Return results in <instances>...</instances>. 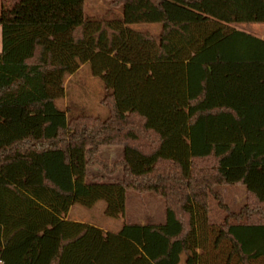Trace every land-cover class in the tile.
I'll list each match as a JSON object with an SVG mask.
<instances>
[{"label":"trees","instance_id":"1","mask_svg":"<svg viewBox=\"0 0 264 264\" xmlns=\"http://www.w3.org/2000/svg\"><path fill=\"white\" fill-rule=\"evenodd\" d=\"M98 1L92 18L85 0H0V264H264V40L235 27L264 24V0ZM86 65L104 118L59 107ZM129 192L164 200L165 224L67 219L104 202L123 220Z\"/></svg>","mask_w":264,"mask_h":264},{"label":"rangeland","instance_id":"2","mask_svg":"<svg viewBox=\"0 0 264 264\" xmlns=\"http://www.w3.org/2000/svg\"><path fill=\"white\" fill-rule=\"evenodd\" d=\"M108 6L103 1L98 0H85V12L86 16L92 18L103 17L107 14ZM154 33H158L160 30L159 25L148 26ZM236 29L249 32L257 38L264 40V24H251V25H238ZM2 50V34L0 32V52ZM160 85H163L161 89H166L169 86L168 81H159ZM160 89V90H161ZM162 90V91H163ZM65 97L59 102V107L65 110L73 109L74 113L85 111L93 116L106 117L107 110L101 105V100L105 95L104 85L101 79L95 77L92 74L91 66L86 65L75 76L70 77L65 84ZM124 151V154L119 152H112V157L105 158V161H109L111 165L120 159L125 157V149L119 148ZM111 155L110 153L107 154ZM102 171V170H101ZM93 169L91 170V180L95 181L96 178L105 177L107 180H113L115 178H121L122 173L119 171L115 176H108L103 171ZM104 173V174H103ZM105 175V176H104ZM238 191H234V189ZM231 189V190H230ZM225 195L226 203L233 207L235 210H239L245 201V188L244 187H231L221 190ZM153 194L139 195L135 192H129L126 201V215L123 220H116L108 218L105 215V203L100 202L93 209H85L79 205L74 206V213H81L83 220L90 224L107 229L109 232H118L122 224L139 223L140 225H148L150 223L151 213L156 209V203H153V199L164 200L156 197ZM242 201V205L240 204ZM165 203V202H164ZM153 208V211L151 210ZM158 209V208H157ZM152 211V212H151ZM77 214V213H76ZM180 264H185V259H182Z\"/></svg>","mask_w":264,"mask_h":264},{"label":"crops","instance_id":"3","mask_svg":"<svg viewBox=\"0 0 264 264\" xmlns=\"http://www.w3.org/2000/svg\"><path fill=\"white\" fill-rule=\"evenodd\" d=\"M0 32H1V27H0ZM2 34V33H1ZM1 52H2V50H1ZM1 52H0V54H1ZM120 147H112V148H103L101 151H100V157H101V159H103V160H106L105 158H110V157H112L113 155H112V152H114V151H117V152H119V154H124V151H119V150H121V149H119ZM108 153H110L111 155H107ZM123 159V158H122ZM122 159H120V160H122ZM119 160V161H120ZM107 162H109L108 160H107ZM111 164V163H110ZM94 169H97V170H100V169H98V168H94ZM91 170H93V168L92 169H89V173H90V175H91ZM101 171V170H100ZM102 172V171H101ZM104 174V173H103ZM105 176V175H104ZM90 180H91V176H90V178L89 179H87V183H91L90 182ZM231 188V187H230ZM231 190V189H230ZM234 191H238V189H234ZM129 194V193H128ZM128 194H127V196H128ZM245 197H246V193H245ZM156 198V197H155ZM127 201V200H126ZM153 203H156V207L158 208H154V211H153V208H151V210L153 211H151L152 213H151V217L149 218L150 219V223H148V225H162V224H165V222H166V205H165V203L164 202H162V201H160L159 199H153ZM241 205H242V201H241V203H240ZM230 206V205H229ZM231 207V206H230ZM231 208H233V207H231ZM74 207L70 210V213H69V215H68V220L69 221H71V222H79V223H85V224H90V223H88V222H86V220H83L82 219V217H80L81 216V213H78V212H76L75 214H73L74 212ZM129 225H140L139 223H128ZM90 225H92V224H90ZM101 229H103L104 231H106V232H109L107 229H105V228H102L101 227Z\"/></svg>","mask_w":264,"mask_h":264}]
</instances>
